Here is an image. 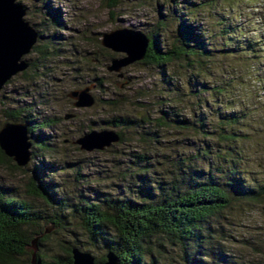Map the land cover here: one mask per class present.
Segmentation results:
<instances>
[{"label": "rangeland", "instance_id": "rangeland-1", "mask_svg": "<svg viewBox=\"0 0 264 264\" xmlns=\"http://www.w3.org/2000/svg\"><path fill=\"white\" fill-rule=\"evenodd\" d=\"M16 2L38 37L21 57L27 68L0 88V128L12 123L5 111L18 116L14 123L31 121L34 133L21 171L0 165V186L43 216H62L57 228L41 225L47 240L26 247L21 264H34L37 252L63 256L70 247L104 256L72 212L81 201L150 202L209 180L229 205L210 220L198 264H264V197L240 194L264 187V0H121L113 10L106 0ZM123 28L154 36L160 51L177 47L186 29L204 55L107 72L123 55L104 49L101 35ZM84 87L93 104L74 108L66 94ZM44 122L50 127L38 130ZM90 132L120 139L100 150L72 144ZM37 139L45 150L33 146ZM30 177L48 188V203L31 195ZM151 260L190 258L186 246L156 239L144 263Z\"/></svg>", "mask_w": 264, "mask_h": 264}, {"label": "trees", "instance_id": "trees-1", "mask_svg": "<svg viewBox=\"0 0 264 264\" xmlns=\"http://www.w3.org/2000/svg\"><path fill=\"white\" fill-rule=\"evenodd\" d=\"M120 1L106 0V8L113 10ZM145 37L148 43L144 56L136 63L161 67L180 58L186 60L195 56L202 58L204 55L193 33L186 29L180 33L177 47L165 51H160L154 36ZM3 116L8 122L19 120L17 115L5 111ZM24 122L27 136L33 134L32 122ZM37 126L38 130H43L50 127V123L44 122ZM112 126L117 127V124L113 123ZM116 136L120 139V135L116 133ZM32 144L38 150H45L38 139ZM11 161L0 151V165L9 164L21 171L15 163L10 164ZM28 183L32 196L49 202V190L43 187L41 181L30 177ZM240 194L251 200H258L264 197V187L249 192L243 189ZM228 205L227 195L209 180L181 192L168 190L159 199L150 202L127 198H105L96 203L81 201L72 207V212L78 215L80 229L86 234L88 243L93 246L100 244L105 251L100 259L92 258L93 264H103L107 252L117 258L118 264H145L147 250L156 239L186 246V252L192 261L189 263L198 264L199 248L210 236V220L227 209ZM54 215L52 218L41 215L28 200L13 196L8 189L0 186V264H21L23 257L28 255L26 247L33 237L39 236L36 240L38 246L47 240V235L40 229L42 224L59 227V218L62 216ZM73 248L76 247L66 248L63 256H46L37 252L34 254V264H71L70 250ZM154 262L151 260L149 264Z\"/></svg>", "mask_w": 264, "mask_h": 264}, {"label": "water", "instance_id": "water-1", "mask_svg": "<svg viewBox=\"0 0 264 264\" xmlns=\"http://www.w3.org/2000/svg\"><path fill=\"white\" fill-rule=\"evenodd\" d=\"M24 16L25 9L16 0H0V88L13 75L27 68V63L21 60V57L30 51L38 37L37 32L24 21ZM101 37L99 44L104 49L123 55L121 58L110 60L109 65L105 67L107 72H118L121 68L141 60L148 43L141 32L125 28L103 33ZM135 40L136 46L131 47V42ZM117 77L120 78L121 74ZM90 87L66 94L67 98L73 100L74 108L90 107L93 104L92 98L87 93ZM68 118L70 115L63 116L64 120ZM117 138L112 132L107 134L106 132H90L72 144L78 146L80 151H89L92 148L100 150L108 146L110 142H115ZM30 147L31 143L24 124L5 123L0 128V151L17 167L22 168L29 161ZM35 240H32L30 244L36 242ZM70 254L71 264H93V259L88 253L73 248ZM32 257L34 260V255ZM103 264H118V260L112 253L107 252Z\"/></svg>", "mask_w": 264, "mask_h": 264}, {"label": "bare ground", "instance_id": "bare-ground-1", "mask_svg": "<svg viewBox=\"0 0 264 264\" xmlns=\"http://www.w3.org/2000/svg\"><path fill=\"white\" fill-rule=\"evenodd\" d=\"M138 43V42H137ZM131 47H135L136 46V40H135V42H131Z\"/></svg>", "mask_w": 264, "mask_h": 264}]
</instances>
